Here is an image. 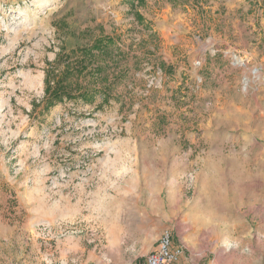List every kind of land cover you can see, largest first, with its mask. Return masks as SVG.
Masks as SVG:
<instances>
[{
  "label": "rangeland",
  "instance_id": "1",
  "mask_svg": "<svg viewBox=\"0 0 264 264\" xmlns=\"http://www.w3.org/2000/svg\"><path fill=\"white\" fill-rule=\"evenodd\" d=\"M100 35L111 97L46 109ZM261 59L264 0H0V264H141L166 229L187 264H264Z\"/></svg>",
  "mask_w": 264,
  "mask_h": 264
},
{
  "label": "trees",
  "instance_id": "2",
  "mask_svg": "<svg viewBox=\"0 0 264 264\" xmlns=\"http://www.w3.org/2000/svg\"><path fill=\"white\" fill-rule=\"evenodd\" d=\"M135 17L143 20L139 13ZM126 55L110 35L97 36L89 44L58 54L45 71L44 107L49 109L62 100L90 102L97 95L109 99L112 87L122 79L120 69Z\"/></svg>",
  "mask_w": 264,
  "mask_h": 264
},
{
  "label": "built area",
  "instance_id": "3",
  "mask_svg": "<svg viewBox=\"0 0 264 264\" xmlns=\"http://www.w3.org/2000/svg\"><path fill=\"white\" fill-rule=\"evenodd\" d=\"M183 253V247L174 244L171 231L166 229L157 239L155 248L143 258L141 264H175Z\"/></svg>",
  "mask_w": 264,
  "mask_h": 264
},
{
  "label": "crops",
  "instance_id": "4",
  "mask_svg": "<svg viewBox=\"0 0 264 264\" xmlns=\"http://www.w3.org/2000/svg\"><path fill=\"white\" fill-rule=\"evenodd\" d=\"M249 8V7H248ZM248 8H244V11H248ZM243 11V9H242ZM243 13V12H242ZM261 61L263 62L264 59H261ZM175 264H187V262H185L183 255L181 256V258L175 263Z\"/></svg>",
  "mask_w": 264,
  "mask_h": 264
}]
</instances>
